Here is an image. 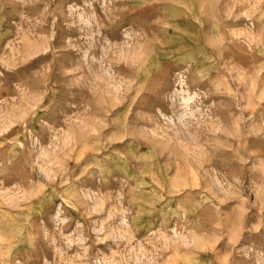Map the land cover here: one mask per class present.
I'll return each mask as SVG.
<instances>
[{"label":"rangeland","instance_id":"rangeland-1","mask_svg":"<svg viewBox=\"0 0 264 264\" xmlns=\"http://www.w3.org/2000/svg\"><path fill=\"white\" fill-rule=\"evenodd\" d=\"M0 264H264V0H0Z\"/></svg>","mask_w":264,"mask_h":264},{"label":"bare ground","instance_id":"bare-ground-1","mask_svg":"<svg viewBox=\"0 0 264 264\" xmlns=\"http://www.w3.org/2000/svg\"><path fill=\"white\" fill-rule=\"evenodd\" d=\"M186 263V262H185Z\"/></svg>","mask_w":264,"mask_h":264}]
</instances>
